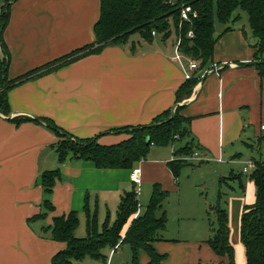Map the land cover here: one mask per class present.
<instances>
[{
    "label": "crops",
    "instance_id": "1",
    "mask_svg": "<svg viewBox=\"0 0 264 264\" xmlns=\"http://www.w3.org/2000/svg\"><path fill=\"white\" fill-rule=\"evenodd\" d=\"M0 5L1 10L5 0ZM100 14L101 0L13 1L2 33L0 16V60L9 62L8 79L95 41ZM224 30L222 25L216 27L219 37L212 59L204 67L197 60L199 68L189 70L199 81L191 96L182 100L181 114L191 118L192 136L208 164L194 161L183 169L190 175L210 174L216 202L220 191L229 198L235 263L246 264L241 216L245 205L255 199L256 187L251 180L222 179L243 172L250 161L264 162V76L255 64L258 49L251 38L249 17ZM130 38L9 89L11 112L0 116V264H52L53 256L66 247L44 230L55 216L78 212L76 235L81 236L80 230L87 233V203L101 227L107 219L116 220L126 191L136 190L139 201L145 196L146 206L140 203L135 216L144 212L157 183L168 192V201L177 199L179 205L172 213L167 199L164 204L168 224L153 244L165 254L162 264L228 262L208 243L213 235L208 213L213 200L203 199L201 181L191 186L187 184L190 177L185 181L175 177L169 166L176 158L173 145H152L147 157L130 169L99 168L92 161L71 156L60 163L57 146L62 137L42 123L25 119L30 115L49 118L76 137H98L100 144L114 145L130 137L115 129L150 124L157 115L173 109L177 92L187 80L175 58L176 36L173 41L158 36L152 41L141 35ZM57 168L54 210L45 219L29 223L43 210L42 173ZM123 245L107 251L106 263L89 259L83 263L133 264L132 249L121 252ZM138 264H150L146 251L140 252Z\"/></svg>",
    "mask_w": 264,
    "mask_h": 264
},
{
    "label": "trees",
    "instance_id": "2",
    "mask_svg": "<svg viewBox=\"0 0 264 264\" xmlns=\"http://www.w3.org/2000/svg\"><path fill=\"white\" fill-rule=\"evenodd\" d=\"M13 1L15 0H5L4 8L0 10L1 33L8 23ZM183 3H190L199 12L198 17L183 21L180 14ZM239 10L248 14L251 38L255 40L254 46L258 49L256 58L259 62L255 64L264 76V59L261 57L264 54V0H101L100 18L94 27L95 41L14 80L8 79V60H0V111L10 114L8 91L13 86L83 56L99 53L109 45L122 44L132 33L138 32L147 41H152L156 36L167 40L174 35L177 40L181 39V52L199 60L200 66L204 67L212 59L219 37L216 22L224 25V31L232 29L241 18L237 13ZM190 30L194 32L193 37L188 36ZM198 81L194 75L185 81L177 92V103L182 102L184 96H191ZM182 107L183 105L176 107L173 118L172 109H168L157 115L150 124L115 129L128 132L130 137L114 145H102L98 142V137H76L59 127L52 119L38 118L62 137L57 146L60 163H64L71 156L73 159L92 161L99 168L130 169L147 157L152 145L171 144L174 146L176 158L169 162V166L178 179L184 167L194 164L187 157L201 151L192 136L191 118L181 114ZM23 119L15 118L16 121ZM25 119L40 123L33 117ZM254 164L252 171L233 173L222 180H242L243 174L248 173V179L255 185V199L245 205L241 216L240 234L246 250V264H264V162L254 160ZM59 176V168L42 173L40 181L44 190L43 210L39 215L30 218L29 223L36 219H45L54 210L52 194ZM167 196L168 192L160 184H155L145 211L135 216L140 208L138 193L136 190L126 191L121 198L116 220L111 223L107 219L101 227L97 214L90 212L87 203V233L84 237L76 235L80 225L78 212L71 211L68 215L55 216L53 223L45 226L44 230L51 231L52 238L65 242L66 247L53 256L52 264H82L89 258L106 263L107 251L115 250L125 243L133 251V264H138L142 250L149 255L150 264H162L165 254L157 252L153 244L161 239V233L167 225V213L164 209ZM224 196L220 191L217 202L209 208L213 235L208 243L218 255L228 257L226 264H236L235 250L230 241L229 212ZM212 211L215 212L216 220L212 219ZM128 223L130 224L125 231Z\"/></svg>",
    "mask_w": 264,
    "mask_h": 264
},
{
    "label": "rangeland",
    "instance_id": "3",
    "mask_svg": "<svg viewBox=\"0 0 264 264\" xmlns=\"http://www.w3.org/2000/svg\"><path fill=\"white\" fill-rule=\"evenodd\" d=\"M2 7V5H0V8ZM237 13L238 14H240V19H239V21H241L243 18L245 19H248V14H247V12H245V11H243V10H239V11H237ZM222 24L221 23H219V22H217L216 23V27H219V26H221ZM222 26H224V25H222ZM137 35H140L138 32L137 33H132L131 35H130V37L132 36V38H130V39H134V38H137ZM173 39H174V35H172L171 36V41H173ZM176 145H178V143L176 144ZM202 165H206V164H208V162L206 161H204L203 163H201ZM183 170H185V171H183ZM182 171H181V175H180V179L183 177L184 178V181H185V179L187 178V179H189V177H190V180L187 182V184H189V185H191V186H194V182L195 181H201V188H202V190H203V199H208L209 201H211L212 202V200H213V205L215 204V202H216V197H215V191H214V189H213V177L211 178L210 177V174H208L207 175V173L206 174H204L203 175V172H199V171H197V172H194V173H192V175H190V173H186V169H183ZM247 173H245V175H244V177H243V180L244 181H247V180H249L248 179V176L246 175ZM232 182L233 181H230V184H232ZM226 185V184H225ZM225 187H227V186H225ZM224 187V188H225ZM226 191V190H225ZM197 194V193H196ZM141 198H140V203H141V205H143L144 207L146 206V201H145V196L144 195H142V196H140ZM169 199H167V203H169V209H174V210H172V213H174V211H177L176 209H178L179 208V205H178V200L176 199V200H172V198L170 199V202L168 201ZM226 200V202H227V204H228V201H229V198H224V201ZM227 207V206H226ZM209 208H210V206H209ZM211 216H212V219L213 220H216V215H215V212L214 211H212V213H211ZM166 224H168V216H167V223ZM175 225H177V223L175 224ZM167 226V225H166ZM79 232H82V234H81V236L79 235L78 237H84V236H86V232H84V230H80ZM79 232H78V234H79ZM161 234H163V233H161ZM121 252L122 251H124V252H126V251H128V253L130 252L131 253V248H130V245L129 244H124L123 246H122V248H121V250H120ZM89 261H95V260H92V259H90L89 258ZM84 264V263H83Z\"/></svg>",
    "mask_w": 264,
    "mask_h": 264
},
{
    "label": "built area",
    "instance_id": "4",
    "mask_svg": "<svg viewBox=\"0 0 264 264\" xmlns=\"http://www.w3.org/2000/svg\"><path fill=\"white\" fill-rule=\"evenodd\" d=\"M1 12V11H0ZM180 14H181V19L183 21H191L192 17H198L199 12L194 9V7L190 4V3H183L180 7ZM153 34L155 35L156 33L153 32ZM188 36L193 37L194 36V32L193 30H190L188 32ZM180 43H181V39L179 38L176 42L175 45V58L177 59V61L181 64V66L184 69V73H185V78L189 79L192 77V74L190 73L189 70H196L199 68V63L196 59H193L191 57H188L186 55H184L181 50H180ZM187 62L188 64L186 65ZM218 66H215V68H217ZM262 131L264 132V124L261 126ZM188 160L191 161H204L206 160V157L202 156L198 151L195 152L193 155L187 157ZM255 167V164L253 161H250L247 163L244 171L245 172H250L252 171V169Z\"/></svg>",
    "mask_w": 264,
    "mask_h": 264
},
{
    "label": "water",
    "instance_id": "5",
    "mask_svg": "<svg viewBox=\"0 0 264 264\" xmlns=\"http://www.w3.org/2000/svg\"><path fill=\"white\" fill-rule=\"evenodd\" d=\"M224 65H222V66H218L216 69H214L213 71H218L221 67H223ZM181 105H184V103L183 102H179V103H176L175 104V107L172 109V115H171V118H173V116H174V114H175V109H176V107L177 106H181ZM0 116H2V113H1V111H0ZM31 117H33V118H36V119H38L39 121H40V123H42V124H44V125H48L45 121H43L42 119H40V118H38V117H35V116H32V115H30Z\"/></svg>",
    "mask_w": 264,
    "mask_h": 264
}]
</instances>
